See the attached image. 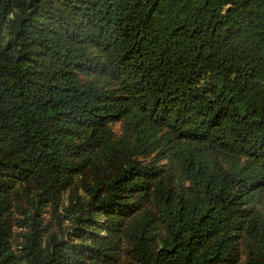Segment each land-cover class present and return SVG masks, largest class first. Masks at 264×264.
<instances>
[{
  "label": "trees",
  "instance_id": "16d2710c",
  "mask_svg": "<svg viewBox=\"0 0 264 264\" xmlns=\"http://www.w3.org/2000/svg\"><path fill=\"white\" fill-rule=\"evenodd\" d=\"M262 194L264 0H0V264H264Z\"/></svg>",
  "mask_w": 264,
  "mask_h": 264
},
{
  "label": "rangeland",
  "instance_id": "374dc122",
  "mask_svg": "<svg viewBox=\"0 0 264 264\" xmlns=\"http://www.w3.org/2000/svg\"><path fill=\"white\" fill-rule=\"evenodd\" d=\"M90 53L92 54H98V52L94 51V50H90ZM92 78H90L91 80ZM122 122L113 124L110 126V130L116 135L119 136L121 134V128H122ZM139 161H142L143 163H147V162H153L154 165L156 166H164V164L166 163L165 160H158L155 159L154 156H150L147 158H143V157H139L138 159ZM250 208L253 209V214H264V194H262L261 196H257L249 205ZM48 215H44V218L46 220L49 219L50 217V213H49V209H47ZM252 214V215H253ZM59 220H60V226L57 227V224H55V226L52 224V222L50 223L49 228L52 229L53 231L57 232L59 229H61L62 232V238L65 237V235L67 234V232H72V227L74 226V224L68 219V218H64V215L62 214V212L59 210ZM126 217H131L133 216V214L131 212L126 211L125 213ZM251 215V216H252ZM98 222H102V218L98 219ZM100 236H105L104 233H100ZM125 245L124 243H122V245L120 246V248H122V251H119L118 253H116V255L111 256V258H109L108 260H105V262L107 264H124L126 262L125 256L123 254V251L125 250ZM240 261H244V257L240 256Z\"/></svg>",
  "mask_w": 264,
  "mask_h": 264
}]
</instances>
